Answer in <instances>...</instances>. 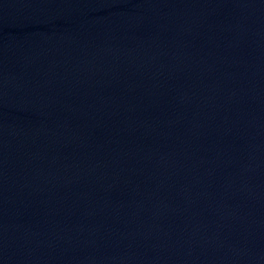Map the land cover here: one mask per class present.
I'll use <instances>...</instances> for the list:
<instances>
[{
    "label": "water",
    "instance_id": "95a60500",
    "mask_svg": "<svg viewBox=\"0 0 264 264\" xmlns=\"http://www.w3.org/2000/svg\"><path fill=\"white\" fill-rule=\"evenodd\" d=\"M0 264H264V0H0Z\"/></svg>",
    "mask_w": 264,
    "mask_h": 264
}]
</instances>
